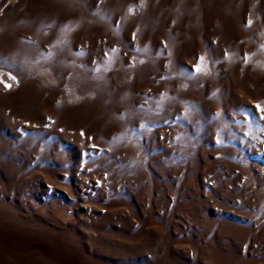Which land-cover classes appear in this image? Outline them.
<instances>
[{"label": "rangeland", "instance_id": "obj_1", "mask_svg": "<svg viewBox=\"0 0 264 264\" xmlns=\"http://www.w3.org/2000/svg\"><path fill=\"white\" fill-rule=\"evenodd\" d=\"M0 264H264V0H0Z\"/></svg>", "mask_w": 264, "mask_h": 264}, {"label": "bare ground", "instance_id": "obj_2", "mask_svg": "<svg viewBox=\"0 0 264 264\" xmlns=\"http://www.w3.org/2000/svg\"><path fill=\"white\" fill-rule=\"evenodd\" d=\"M5 80H6V81H9L7 78H5ZM5 80H4V81H5Z\"/></svg>", "mask_w": 264, "mask_h": 264}]
</instances>
